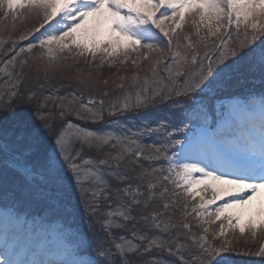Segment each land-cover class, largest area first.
Instances as JSON below:
<instances>
[{
  "label": "snow or ice",
  "instance_id": "snow-or-ice-1",
  "mask_svg": "<svg viewBox=\"0 0 264 264\" xmlns=\"http://www.w3.org/2000/svg\"><path fill=\"white\" fill-rule=\"evenodd\" d=\"M17 9L40 19L38 27L20 40L44 31L36 37L38 43L21 47L0 67V75L10 82L0 98V111H7L12 99L21 95L30 60L42 62L44 77L38 84L43 91L32 90L25 97L29 103L40 97L37 118L42 123L36 135L41 129L51 135L50 120L57 115L62 122L66 114H74L79 120L100 123L105 112L114 116L145 111L135 129L119 120L103 131L66 121L38 170L13 161L12 167L26 182L40 177L34 190L12 192L13 198L36 196L47 214L74 189L89 217L99 214L94 223L103 237L91 232L80 239L62 225L48 224L46 215L34 217L36 233L54 241L44 250L45 258L18 261L5 253L0 264H116L117 258L120 264H174L159 253L175 257L179 264H239L231 253L264 257V244L255 252H241L227 237L237 230L253 238L264 234V0H0V20L9 16L15 20ZM189 23L193 31L185 33ZM157 33L166 39L167 48ZM12 44L14 50L16 41ZM201 45L206 49L203 56ZM34 48L41 50L38 56H21ZM78 57L89 67L86 76L77 69V82L84 89L108 83L98 75L93 79V66L112 68L130 61L133 69H140L148 62V71L143 76L138 71L120 76L116 87L122 94L107 108L103 98H85L80 90L60 94L59 88H45L56 70H71L65 61L71 58L79 64ZM228 60L243 65L258 81L260 95L229 103L223 119L212 128L210 102L227 86L221 78L231 69ZM160 66L166 78L160 75ZM157 100L172 101L168 116L160 117L163 109ZM49 102L56 111L45 116L39 109ZM150 104L152 112H147ZM238 113L247 119L236 121ZM151 135L160 137L159 143H145L143 137ZM7 150L5 140L0 151ZM86 151L96 155L85 158ZM158 161L164 163L157 167ZM181 192L186 199L183 219L177 220L173 205ZM197 198L189 212L188 201ZM189 215L201 222L197 225L201 234L192 231ZM217 222L218 231L203 226Z\"/></svg>",
  "mask_w": 264,
  "mask_h": 264
},
{
  "label": "rangeland",
  "instance_id": "rangeland-1",
  "mask_svg": "<svg viewBox=\"0 0 264 264\" xmlns=\"http://www.w3.org/2000/svg\"><path fill=\"white\" fill-rule=\"evenodd\" d=\"M19 14H22L21 18L16 20L15 22L13 21L12 17L9 16V18H7V22H0V27H3L1 29L5 30V34L8 35L9 33L12 32H20L22 33L23 31H30L32 30L34 27H37V25H39L40 23V19L38 17L35 16H29L27 14V10L26 9H20L19 12H17ZM1 21V20H0ZM185 33H191L193 31V28L191 26V24L189 23V25H187L185 27ZM27 42V41H26ZM175 43V41H174ZM29 44V41L27 43V46ZM40 50H36L34 52V55H39ZM33 55V56H34ZM78 59L80 60L79 64H75L71 58H69L68 61H65L64 63L67 65H71V70H67V69H59L56 70V77L53 78L52 80L55 82H51L45 84L46 89H52V91H54L56 88L60 89V94H63L64 91H66L64 94H67L69 92H72L74 90H80L83 91V93L86 95V97L88 96H92L95 97L93 93L91 92H95L98 95H100V92H104V91H122L121 89H118L115 85H110L111 80L114 77H120V76H131L133 74V72H135L132 68L131 62H128V67H127V71H124L122 69L126 68L125 66H120L117 65L116 67H112L109 68L107 65H105L103 68H99V67H95L93 66L91 68V71L93 73V79H95L97 77V75L99 76V79L101 81L103 80H107L108 83L105 85L102 82L97 84L96 87L94 89H84L81 85L78 84L76 77L79 75V72L77 71V69L82 70L83 74L86 76L87 73L89 72V67L88 65L85 63L84 58H80L78 57ZM36 61V60H35ZM98 63V62H97ZM29 64L27 66H25L24 68V76H25V80H31L32 78V82L37 81L38 79H34V78H39L38 74L40 73H36L35 71H33V69H31L30 67H28ZM119 66V67H118ZM148 66V62H144L141 66L140 69L137 70H142L144 68H146ZM37 67H35L34 70H36ZM19 70V67L17 68V71ZM28 71V72H27ZM63 73V75H61L60 73ZM2 79V78H1ZM70 79H76V83L71 84V85H67L66 84V80H70ZM117 81L120 83L119 78L117 79ZM23 83V82H22ZM21 83V84H22ZM115 83V81H114ZM0 91L5 92L6 88L3 84V82H0ZM40 97H37L36 100H33L31 103H29L26 99H25V106H21L19 101L17 100V97H15L14 99H12V102L10 105L12 106H8V108L14 107V106H21L23 107H28L26 109V111L24 110V115H25V119L24 117H22L20 114L14 113V114H10V111H0V121L2 120L3 117H5L7 114H9L7 116L9 122L7 123L6 127H3L0 129V143L4 142L5 140H7L8 142V150L6 152V158L9 160H12L15 155L17 156H21L20 160L22 161H28L27 158H25L27 156V153L32 152L33 150H37L38 148L36 147H32L31 148V144L38 141L41 142L40 144H43L45 142H47V139L50 138L52 135H49L47 132H44L43 129H41V134L40 135H36L35 134V129L40 128L41 127V121L37 118V110H38V101H39ZM221 104L220 101H218V105ZM229 104V103H228ZM53 108L51 105V102H49V106L47 108ZM39 109V111L41 113H43L45 115V111L46 109ZM25 109V108H24ZM55 109V108H53ZM34 113V115H28L27 113ZM226 112V111H225ZM239 114V113H238ZM234 117V119L236 121H238L237 115ZM47 115V114H46ZM68 115H74V114H68ZM12 116H16V120L12 117ZM241 118L244 120L247 119V117L244 114H241ZM61 118L59 117V120ZM53 120V119H51ZM78 121V120H75ZM27 124V125H26ZM22 137H24V140H21ZM44 146H47L46 144H44ZM85 157L89 156L90 154L87 153V151L84 153ZM37 166L40 167L41 162L36 161ZM40 181V177L37 176L36 177V184H38V182ZM9 182L11 184H16L17 183H13L10 178H9ZM24 183L26 184V182L24 181ZM27 185V184H26ZM72 192H74L72 190ZM198 199V198H197ZM78 201V200H75ZM218 203H223V201H218ZM4 220H6V218H4ZM56 224H60L59 221L55 222ZM219 223L217 222L216 224H213L212 229L218 231L219 230ZM77 230H79L77 228ZM69 234H72L68 229L66 230ZM81 233V232H80ZM227 237L228 239L230 238V240L233 241V244L236 247H241L247 249V248H253L255 245H259L260 242H257L258 240L261 239L262 234L260 232L257 233V236L255 238H253L251 236V234L246 233L245 235H241L239 233V231H235L232 232L230 231L229 233H227ZM210 239V238H209ZM252 251V250H251Z\"/></svg>",
  "mask_w": 264,
  "mask_h": 264
},
{
  "label": "trees",
  "instance_id": "trees-1",
  "mask_svg": "<svg viewBox=\"0 0 264 264\" xmlns=\"http://www.w3.org/2000/svg\"><path fill=\"white\" fill-rule=\"evenodd\" d=\"M1 28H3V27H0V59H2L5 54L9 53V50H10V47H11V43H12V38L10 40L8 39V36L10 35V33H9V35H6L4 33L5 30H3ZM12 33H14V35H16V34H19L20 32L15 31V32H12ZM194 39H195V36L192 38V40L194 41ZM28 67H30L31 69H33V71H35L36 73H40V74H38V77L39 78H34V79H38L37 80L38 83L36 81L35 82L34 81L32 82V79L33 78L30 81L29 80L23 81V86H24L25 89H23V91L21 92V96L20 97H17V100L19 101V103H20L21 106H25L26 105V103H25V97L27 96V93H30V91H32V90L40 91L39 88H38V84L44 82L43 71L41 70L42 69V62H40L38 60H36V61L35 60H30ZM35 67H37L36 70H34ZM125 67L126 68H124L122 70L127 71L128 65H126ZM241 67H244V66L243 65H239L238 66V68H240V70L243 71L244 69L241 68ZM236 72H235V69L229 72L230 75L228 76V80H231V82H233V81H236V82H234V83H231L230 82L227 85V86H232V85L234 86V87L229 88L228 91H236V89H235L236 86L240 85L242 82H248V81L250 82V79L251 78H250V75H249L248 72H247V75L248 76H245L243 78H240V75L242 74L240 71H236ZM118 78L119 77H114L111 80L110 85H112V86L115 85V84L117 85L119 83L117 81ZM75 81H76V79L75 80L74 79L66 80V84L67 85H71V84H74V83L77 82V81L76 82ZM114 81H115V83H114ZM51 82H55V81L51 80ZM113 87H116V86H113ZM116 88H118V87H116ZM105 92H107V95H109L110 97H114V98H117L116 95L117 96H120L122 94V91H115V89H114V91H104V92H100L101 93V97H105V95H104ZM104 102H105V108H107V107L110 106V104H109L110 98L105 99ZM10 106H12V105H10ZM21 106H14V107H12L11 110L12 111H16V113L18 112V113L24 114L23 113L24 110L26 111V109L28 107L27 108L26 107H23L22 108ZM11 110H10V114H11ZM54 110L55 109H53V108H49L46 111L47 112L46 114H48L49 111L54 112ZM27 114L28 115H34L35 113L32 112V113L29 114V112H28ZM8 115L9 114H7L6 116H8ZM107 115H108L107 112H105L104 118ZM161 164H163V161L155 162V166H157V167H159ZM173 190H174L173 187L171 185H169V191L171 192ZM175 191H180V190L179 189H175ZM175 199L177 200V204L173 205V208L176 209V210L172 213V215H173L174 219L180 220V219H183V208H182V205L185 202V199L186 198L181 193V195L178 196V197H176ZM188 209H189V212H190L191 207H190L189 204H188ZM190 220H192V218H190ZM93 221H95V220H93ZM187 222H189L188 217H187ZM94 225H95L94 227L97 229V232H98L99 236L103 237V233H101L99 231V225L98 224H94ZM221 239H223V238H221ZM216 243H219V241H216ZM257 246L258 245H255L253 248H247V249H245V247L244 248H241L239 246L237 248L241 252H243L245 250H250V251L252 250L253 252H255ZM158 255H161L164 260H172V261H174V264H179V261L175 257H173V256H170V255H167V254H164V253H159ZM230 255L232 256V258L234 260L238 261L239 264H244V262H248V264H264V257H260V256H242V255H236L235 253H231Z\"/></svg>",
  "mask_w": 264,
  "mask_h": 264
}]
</instances>
